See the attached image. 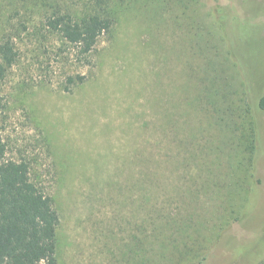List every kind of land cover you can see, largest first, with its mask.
Segmentation results:
<instances>
[{"label": "rangeland", "instance_id": "obj_1", "mask_svg": "<svg viewBox=\"0 0 264 264\" xmlns=\"http://www.w3.org/2000/svg\"><path fill=\"white\" fill-rule=\"evenodd\" d=\"M203 2L209 53L200 55L204 42L190 48L198 26L187 25L184 18L201 20L196 6L186 11L184 3L173 0H116L115 8H123L118 22L111 34L99 38L85 65L42 22L55 12L79 14L92 7L90 0H0V42L11 37L18 53L0 83V134L7 158L25 161L32 182L53 199L60 217V264L136 263L126 249L137 234L134 225L149 231L143 222L147 210L140 198L132 203L127 190L113 191V180L129 185L149 161H158L152 168L159 175L157 202L194 223L189 254L179 264H196L206 251L203 264H256L264 255V111L255 110L261 127L260 183L239 224L233 220L250 194L242 146L228 151L231 131L221 127L223 112L189 104L199 67L211 58L223 69L226 81L220 88L224 85L236 103L241 119L235 120L243 123V77L231 51L247 69L254 98L264 96V0ZM217 7H224V16L214 21ZM78 76L84 78L82 84H68L69 77ZM173 129L177 138L171 145ZM188 132L196 138L193 149L200 148L197 163L184 161L178 143ZM206 142L212 147L211 169L225 176L223 187H213L204 177L205 155L200 152ZM177 146V159L168 160L169 149L177 152ZM190 195L196 199L192 211L185 208ZM229 223L220 237L219 230ZM160 242L141 235L143 264L156 263L158 255L146 253V247L156 249ZM183 243L186 238L180 237L172 247Z\"/></svg>", "mask_w": 264, "mask_h": 264}, {"label": "trees", "instance_id": "obj_2", "mask_svg": "<svg viewBox=\"0 0 264 264\" xmlns=\"http://www.w3.org/2000/svg\"><path fill=\"white\" fill-rule=\"evenodd\" d=\"M116 0H90L91 8L85 9L81 13L65 11L64 13L55 12L46 17L42 22V28L48 34L56 36L59 40L72 47L75 50L76 60L82 64H88L95 45L99 38L106 34H111L115 24L118 22L120 12L123 8H115ZM177 4H183L184 10H189L190 5L196 6L197 11L201 13L203 0H173ZM203 2V3H202ZM173 3V2H172ZM224 7H217L214 10L213 18L218 20L224 16ZM216 12V13H215ZM185 14H187L185 12ZM212 15V13H211ZM193 21L190 16L184 18V23L195 22L198 26L196 35L197 39L190 43V48L197 46L199 42H204L199 52L200 55L209 53L207 47L209 35L206 27L207 14L204 16L199 14L198 19ZM187 20H190L187 22ZM225 42H228L227 36L221 37ZM221 39V40H222ZM230 39V38H229ZM11 37H3L0 42V83L5 79L8 70L16 63L18 53L15 50V45ZM198 42V43H196ZM207 48V49H206ZM233 48V47H229ZM229 56L236 57L239 68L237 72L243 77V93L242 102L245 107V119L243 123L237 122L235 119H241L238 110L235 107L232 97L225 94V87L220 88V82L226 81L223 69L212 64L211 58H204L202 66L199 67L200 76L196 79L197 86L195 93L189 100L192 106H200L204 109H213L221 114L224 113L221 119V127L230 129L231 135L227 137L228 151L237 150V146H242V157L244 160V181L250 187L248 195L240 215L233 220L235 223H243L248 214L249 203L256 193V187L260 183L257 178L256 162L257 155L261 147L260 125L258 124L255 110L264 111V96L255 99L253 91L250 88V81L247 75V69L244 64H241L238 53L231 51ZM217 57V54L215 53ZM196 69V68H195ZM195 71V70H194ZM68 84L75 86L84 82L83 77L68 78ZM68 90V88H67ZM226 100V101H225ZM191 102V103H190ZM193 107V108H194ZM229 113L227 116L226 113ZM232 117V118H231ZM170 121L174 122L173 119ZM169 121V122H170ZM173 123L171 124V126ZM244 131V133H243ZM171 134V145L177 138L176 130L173 129ZM240 135V137H238ZM238 137L237 140H229ZM195 135L188 132V135L183 140H179L180 147L184 150L183 159L186 163H197L199 158L197 152L200 148L193 149ZM242 139V141H241ZM244 139V142H243ZM237 143V144H235ZM212 144V143H211ZM260 146V147H259ZM232 147L233 150H230ZM212 147L206 142L201 147L200 154H204L205 170L200 167V172L204 174L207 180L212 181L213 187H223L225 176L211 169L213 161H210L208 151ZM179 147L176 150L171 147L169 153L166 154L168 160L177 159ZM145 164L143 172L136 173V179L130 182L127 186H122L118 181L113 180V191L127 190L131 196V202L135 203L136 199L140 198L141 203L146 208V218L143 222L149 227V231L140 229L134 225L137 231L133 235L128 247L126 255L130 257L136 256L135 264H143L142 253L140 248L141 235L145 236L148 233V238L153 237L154 240H161L159 246L146 247V253L158 255L157 261L154 264H179L183 258L189 254L188 242L194 238L195 228L193 224H188L189 219L180 218L178 215H173L164 209L163 203L157 202L159 185V175L153 172L152 168L157 166L156 162L149 161ZM132 175V173H130ZM205 181V179H204ZM237 184V183H236ZM154 191V195L151 193ZM156 191V192H155ZM155 199V200H153ZM189 202H186L185 208L193 210L196 204L195 196L188 197ZM227 202L220 203L218 207H223ZM198 204V202H197ZM248 206V207H247ZM190 211V212H191ZM189 214V211H187ZM195 215L194 211L191 213ZM190 215V214H189ZM189 217V216H188ZM193 222V219H190ZM232 222V223H233ZM60 225V217L53 205L51 196L44 193L30 178L29 165L25 161H13L7 158V147L0 134V264H60L57 256L58 237L57 230ZM188 229V232H181L183 228ZM230 223L219 230V235H223ZM180 237L186 238V243H183L178 249L173 248V244ZM165 243V244H161ZM152 244V243H151ZM154 244V243H153ZM171 248V249H169ZM206 251L197 260L196 264H203L207 257ZM175 254L176 257H175ZM149 264H152L149 262ZM256 264H264V255Z\"/></svg>", "mask_w": 264, "mask_h": 264}]
</instances>
